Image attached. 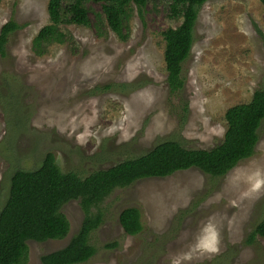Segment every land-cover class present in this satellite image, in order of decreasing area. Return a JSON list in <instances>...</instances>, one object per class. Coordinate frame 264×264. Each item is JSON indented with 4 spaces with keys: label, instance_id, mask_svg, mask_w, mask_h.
<instances>
[{
    "label": "rangeland",
    "instance_id": "rangeland-1",
    "mask_svg": "<svg viewBox=\"0 0 264 264\" xmlns=\"http://www.w3.org/2000/svg\"><path fill=\"white\" fill-rule=\"evenodd\" d=\"M48 0H0V28L13 20L0 54V209L15 170H34L51 152L62 172L86 177L141 156L163 141L211 149L226 130L225 112L264 89V6L259 0H207L182 64L183 88L170 93L161 32L180 20L168 0L129 7L125 39L94 27L100 5L89 1L90 26L66 25L70 42L37 57L31 41L47 24ZM139 210L142 230L124 233L119 213ZM102 223L90 234L95 254L80 264H264V238L249 239L264 218V120L251 157L214 178L197 168L115 188L91 209ZM60 211L64 238L28 240L24 264L67 244L83 219L78 200ZM211 228L215 243L205 247ZM116 242L115 247L105 248Z\"/></svg>",
    "mask_w": 264,
    "mask_h": 264
},
{
    "label": "trees",
    "instance_id": "trees-1",
    "mask_svg": "<svg viewBox=\"0 0 264 264\" xmlns=\"http://www.w3.org/2000/svg\"><path fill=\"white\" fill-rule=\"evenodd\" d=\"M100 5L95 13L94 27L106 26L121 40L129 7L140 14L148 0H48V22L31 41L37 57L46 55L54 45L72 40L63 29L66 25L89 27L91 22L86 4ZM207 0H168L169 16L180 20L176 27L161 32L164 40L163 61L166 84L170 93L183 88L182 64L188 58L193 43V29L199 7ZM264 6V0H259ZM18 29L13 20L0 28V54H5L8 36ZM226 130L222 141L211 149H187L175 141L156 144L145 154L119 162L86 177L75 172H62L51 152L44 155L34 170H15L10 178L7 198L0 209V264H24L28 240L44 242L64 238L69 222L60 211L70 200H78L83 219L75 234L62 248L41 256V264H80L88 261L95 248L89 243L90 234L102 223L96 208L115 188H123L137 180L166 177L177 171L197 168L204 174L220 178L241 160L251 157L258 141V130L264 120V89L255 90L247 103L231 106L225 112ZM124 233L137 235L142 230L139 210L124 208L118 215ZM264 238V218L249 235ZM116 242L105 248L115 247Z\"/></svg>",
    "mask_w": 264,
    "mask_h": 264
},
{
    "label": "clouds",
    "instance_id": "clouds-1",
    "mask_svg": "<svg viewBox=\"0 0 264 264\" xmlns=\"http://www.w3.org/2000/svg\"><path fill=\"white\" fill-rule=\"evenodd\" d=\"M208 234L204 238L203 244L205 247L211 248L215 243V234L212 232L211 228L207 230Z\"/></svg>",
    "mask_w": 264,
    "mask_h": 264
}]
</instances>
